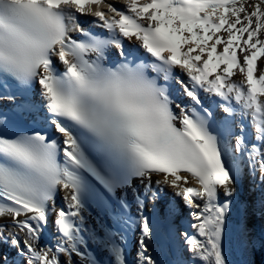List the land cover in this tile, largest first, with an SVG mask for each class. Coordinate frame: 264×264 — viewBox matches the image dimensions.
<instances>
[{"label":"bare ground","instance_id":"6f19581e","mask_svg":"<svg viewBox=\"0 0 264 264\" xmlns=\"http://www.w3.org/2000/svg\"><path fill=\"white\" fill-rule=\"evenodd\" d=\"M118 1H122L123 2L125 0H118ZM241 1H245V0H241ZM111 2H113V0L109 1L110 4H111ZM223 11H225V10L224 9H220V10H217L216 12L221 13ZM214 13H215L214 11L206 12V17L205 18H202L201 20H198L197 24H193V25L190 26V28L188 30V35H189L188 47L191 46V45L195 46V45L203 44V41L205 40V38L200 36L199 30L204 29V28H206V27H208V26H210L212 24V21H211V19L209 17L212 16ZM193 53L190 52V54H192V56L194 58L195 64L196 63H202V62H204L206 60H208L210 62H213V61H215L214 58L217 56V51H216L215 47L211 46V48H210L209 45H204V47L201 46V48L195 50V52H193ZM207 57H208V59H206ZM225 59L226 60H225L224 64L219 67V70H220V72L226 73L227 85L228 86H231L233 83H238L239 85L245 86V85L251 84V81L255 82V80H256V78L258 76L257 73L256 74L245 73V72L240 70V64L238 63V60H236V59L231 60V59H229L227 57H225ZM232 64H236L234 68L231 67ZM214 66L215 67L217 66L216 63L214 64ZM258 97H259L258 107H260L262 110H264V90L259 94ZM261 137H262V139H264L263 136H261ZM233 139H234V143L238 142L237 137H235ZM243 149H244V153H245L246 157L248 156L249 160L251 162H255L254 155H252L251 153L248 154V152L246 151V147H243ZM240 150H241V148L237 147L236 148V151H237L236 153L240 152ZM262 155L263 154L259 155V157H260L259 161H262ZM156 180L159 181L160 183L164 184L166 187L174 188L173 186H171L167 182V178H164L162 176H158V178H156ZM134 190L148 191L146 189V186L144 187V186H140V185H138V186L135 185L134 186ZM176 190L179 191V188H176ZM221 190L223 192H225L226 194L231 195L232 197H234V193L236 191V187H235L234 182L232 180H229V181H226L225 185L221 187ZM201 204H202L201 207L194 206V208L195 209H202V210L205 209L208 212V214L211 215L210 217L204 216L203 215L204 213L202 212L201 214L204 216L203 217L204 222L205 223H209V224L215 223V224H217L218 227H220V228L222 227V231L223 232H221V234H222V236L226 237V231H227L228 226L229 225L233 226L234 222L233 221H227V222H225L222 225V222L226 221L227 219L219 220L218 216L213 211H210V209L205 208V205L203 203H201ZM178 216L182 217L181 213H179ZM0 223H7L8 224L7 226L5 225L3 227H0V232L5 235L4 238L7 237V239H8L10 237V238L16 239L18 241L19 249H23L24 246L26 248L28 245H30L32 236L27 234V233H25L23 229H15V228H13V225H12L13 220H12V218H10V216L5 215V216L1 217L0 218ZM87 228L90 231L94 230L93 229L94 226L92 225L90 220L88 221ZM238 232H239V228H237V231L234 232V227H233L231 233H228V234H230V235L233 234V237H236V234ZM35 243L36 242H34V244H32L31 247L35 248L34 250H39L40 251L41 250L40 249V245L38 243H36V244ZM151 246L153 247L155 245H151ZM25 248H24V251H25ZM155 250L158 251L157 247H155ZM163 251H159L158 255L161 256V260L164 261V263H166V260L169 261L170 259L168 258L167 254L165 252H163ZM164 253H165V255H163ZM77 263L78 262H76V264ZM169 263H170V261H169ZM62 264H63V262H62ZM64 264H67V263H64ZM78 264H80V263H78Z\"/></svg>","mask_w":264,"mask_h":264},{"label":"rangeland","instance_id":"374dc122","mask_svg":"<svg viewBox=\"0 0 264 264\" xmlns=\"http://www.w3.org/2000/svg\"><path fill=\"white\" fill-rule=\"evenodd\" d=\"M262 7H264V0H247V1L245 0V1H241L238 5L234 6L230 13H221L219 15H220L221 19H223V18L229 19L232 17V13H234V15L235 14L242 15L243 13H246V12L255 13L259 9H261ZM216 22H218V20H216ZM221 27H222V29H221ZM210 29H212V31L215 32L214 36H218L222 43L231 44L233 46H236V49H233V51L236 50L238 55L242 56V59H244V60L248 59L249 54L254 55V47H255L254 41L247 44V45H244V43H242V41H238V42L236 40L230 41V39L228 38V37H230V34H229L230 30L227 26H225V24L221 25L219 28L212 27ZM246 46H248V47H246ZM248 50H250V51H248ZM233 51L230 49V52L233 53ZM258 62L264 67V48L262 49V51H260V54L258 57ZM192 216H193V218H196V219L198 218V221L194 225L195 229L198 230V233H197L199 236L198 241H197L198 243H203L204 238L209 236L210 232L212 234H214V238H216L217 240L222 238L221 237L222 236L221 235V228H219L218 226L216 227L215 224L211 225L209 223H205L202 216H197V214H194ZM222 240L224 241L223 238H222ZM226 240L232 241L233 240L232 236L229 234V238L226 237ZM144 250H148V248H143L141 250L143 252L140 253V251H138V253H137V260H138L139 264H157V263L161 264L159 262L158 258H156L155 254H152V252H149V254H148ZM246 258H248L250 264H253V260H252V256H251L250 252H248V254L246 255Z\"/></svg>","mask_w":264,"mask_h":264},{"label":"trees","instance_id":"16d2710c","mask_svg":"<svg viewBox=\"0 0 264 264\" xmlns=\"http://www.w3.org/2000/svg\"><path fill=\"white\" fill-rule=\"evenodd\" d=\"M250 15L253 17L256 28H264V7L255 13H250ZM207 243L209 249L196 253L194 255V264H240L235 256H232L227 247L215 244L212 241H208ZM254 249L256 250V264H264V249H262L261 244H254Z\"/></svg>","mask_w":264,"mask_h":264}]
</instances>
